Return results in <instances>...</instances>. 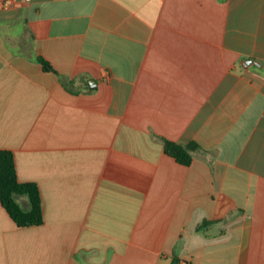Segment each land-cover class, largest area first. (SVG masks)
<instances>
[{
    "label": "crops",
    "instance_id": "obj_1",
    "mask_svg": "<svg viewBox=\"0 0 264 264\" xmlns=\"http://www.w3.org/2000/svg\"><path fill=\"white\" fill-rule=\"evenodd\" d=\"M5 1L0 264H264V0Z\"/></svg>",
    "mask_w": 264,
    "mask_h": 264
},
{
    "label": "trees",
    "instance_id": "obj_2",
    "mask_svg": "<svg viewBox=\"0 0 264 264\" xmlns=\"http://www.w3.org/2000/svg\"><path fill=\"white\" fill-rule=\"evenodd\" d=\"M34 61L42 67L43 71L56 74L42 57L37 56ZM195 149L194 143L182 145L163 140L164 153L184 166L190 164L191 153ZM21 197L26 198L27 209H24L19 202ZM0 204L17 227L40 226L43 223L38 187L34 183H22L17 180L13 154L8 150H0Z\"/></svg>",
    "mask_w": 264,
    "mask_h": 264
},
{
    "label": "built area",
    "instance_id": "obj_3",
    "mask_svg": "<svg viewBox=\"0 0 264 264\" xmlns=\"http://www.w3.org/2000/svg\"><path fill=\"white\" fill-rule=\"evenodd\" d=\"M12 0H6L4 6H7ZM177 264H188L186 262H179Z\"/></svg>",
    "mask_w": 264,
    "mask_h": 264
}]
</instances>
